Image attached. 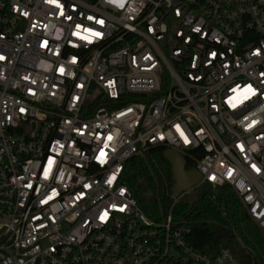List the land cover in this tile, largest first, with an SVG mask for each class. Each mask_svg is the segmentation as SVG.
Returning <instances> with one entry per match:
<instances>
[{"label":"built area","instance_id":"obj_1","mask_svg":"<svg viewBox=\"0 0 264 264\" xmlns=\"http://www.w3.org/2000/svg\"><path fill=\"white\" fill-rule=\"evenodd\" d=\"M154 147L202 178L150 215ZM206 184L264 230V0H0V264H241L173 216Z\"/></svg>","mask_w":264,"mask_h":264},{"label":"trees","instance_id":"obj_2","mask_svg":"<svg viewBox=\"0 0 264 264\" xmlns=\"http://www.w3.org/2000/svg\"><path fill=\"white\" fill-rule=\"evenodd\" d=\"M162 147H154L146 157H133L125 167L123 179L138 202L146 209L154 200L143 199L144 193L155 192L160 180L170 185L171 166ZM194 163L187 162V168ZM204 191L189 201H180L173 209L176 220L191 228L190 243L199 251L215 255L229 248L241 264H264V230L249 215L235 191L228 185H204Z\"/></svg>","mask_w":264,"mask_h":264},{"label":"water","instance_id":"obj_3","mask_svg":"<svg viewBox=\"0 0 264 264\" xmlns=\"http://www.w3.org/2000/svg\"><path fill=\"white\" fill-rule=\"evenodd\" d=\"M164 156L172 166L174 180V186L172 190L174 197L179 196L183 191L196 186L200 182L202 178L201 173L196 168L187 170V161L179 152L168 149L164 151ZM153 195V191L148 189L144 193L143 199L146 201L155 200Z\"/></svg>","mask_w":264,"mask_h":264},{"label":"rangeland","instance_id":"obj_4","mask_svg":"<svg viewBox=\"0 0 264 264\" xmlns=\"http://www.w3.org/2000/svg\"><path fill=\"white\" fill-rule=\"evenodd\" d=\"M204 185H200L198 187H196L193 191V194L192 195H189L183 199H181V201H189L191 200L193 197L195 198L196 195L198 194H201L203 191H204ZM163 191H164V184L158 180L157 183H156V187H155V192H154V195H155V199H157L156 201V204L155 205H152L150 208L146 209L145 207H143L142 205V208H144V210L152 215V214H160L163 212V206H162V197H163Z\"/></svg>","mask_w":264,"mask_h":264},{"label":"flooded vegetation","instance_id":"obj_5","mask_svg":"<svg viewBox=\"0 0 264 264\" xmlns=\"http://www.w3.org/2000/svg\"><path fill=\"white\" fill-rule=\"evenodd\" d=\"M170 166H171V163H170ZM186 169L190 170L191 168H187L186 167ZM172 186H174V180H173V173H172V166H171V176H170V185H169V187H172Z\"/></svg>","mask_w":264,"mask_h":264}]
</instances>
